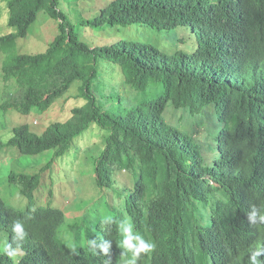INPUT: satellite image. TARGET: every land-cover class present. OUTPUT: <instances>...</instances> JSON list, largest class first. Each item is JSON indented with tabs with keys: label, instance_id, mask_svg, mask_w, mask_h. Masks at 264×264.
Masks as SVG:
<instances>
[{
	"label": "trees",
	"instance_id": "1",
	"mask_svg": "<svg viewBox=\"0 0 264 264\" xmlns=\"http://www.w3.org/2000/svg\"><path fill=\"white\" fill-rule=\"evenodd\" d=\"M58 1L5 3L13 31L0 35V77L14 80L15 91L0 110L44 113L74 82L72 98L84 104L41 134L21 124L0 139V151L15 148L19 156L52 152L38 172L9 175L27 208L13 210L0 197V264H208L222 221H236L252 206L264 214V0H97L94 19L82 26L136 27L126 38L97 37L100 43L91 46ZM40 12L58 31L45 51L20 53L17 40L27 37ZM179 31L181 37L168 39ZM159 35L170 41L166 48ZM187 117L203 125L184 130ZM92 127L102 133L94 185L115 191L122 203L105 204L99 218L87 212L80 226L68 224L49 202L34 207V192L41 172ZM121 172L131 187L115 186ZM211 194L220 198L212 202ZM17 222L22 236L14 231ZM125 226L135 243L139 237L155 248L122 262ZM67 229H77L75 249L60 237ZM230 256V264H251L238 249Z\"/></svg>",
	"mask_w": 264,
	"mask_h": 264
},
{
	"label": "rangeland",
	"instance_id": "2",
	"mask_svg": "<svg viewBox=\"0 0 264 264\" xmlns=\"http://www.w3.org/2000/svg\"><path fill=\"white\" fill-rule=\"evenodd\" d=\"M7 0H0V35L7 34L13 30L8 28L7 9L5 6ZM105 2H102V4ZM97 0H59L58 9L61 10L74 24L78 26L80 31V39L87 45H95L100 43L103 38H117L119 36L126 38L131 34V29L136 26L127 28L103 27L93 28L87 25L82 26V20H93L97 9ZM56 22L50 19L44 12L38 14L36 22L28 30V35L24 39L17 40V48L23 54H36L45 51L47 44L57 33ZM184 33L179 31V34L167 35L170 41L179 38ZM99 37L100 39H98ZM163 35L157 36V43L165 47L169 44V40ZM0 56V65L2 61ZM107 83V79H104ZM109 83V82H108ZM77 82L70 85V88L65 97L57 101L48 111L44 113L32 112L27 116H22L14 110H0V139L8 140L12 135V128L28 124L30 131L41 134L43 130L54 122H64L70 115V108L80 107L84 104L82 99H73L72 96L76 93ZM113 85V82H110ZM15 91V83H5L0 77V104L10 98ZM194 122L196 125H203L195 117L191 119L187 117L182 123V129H193ZM204 128V127H203ZM102 133L96 128L84 132L75 140V147L62 158L54 159L51 163L50 170L41 172L42 179L38 191L34 192V207H49L59 208L63 210L68 224H76L87 215L100 217L104 211V205L107 204L112 209H117L122 203V199L117 193L111 189L99 190L93 182V160L100 153V144ZM13 151H11V150ZM3 149L0 151V197L9 205L17 209H23L26 206V199L18 194L17 188L9 183V175L13 173H34L38 172L42 166L50 162L52 157L51 151H46L44 154L36 157L19 156L15 148ZM132 182L130 176L126 172H121L116 175V187L128 186L131 187ZM212 197H219L212 195ZM97 212V213H96ZM124 227V233L127 231V239L131 238V242L135 243V235L129 229ZM77 229H67L60 233V237L65 244L75 249L78 246L74 245V231ZM128 231L131 233H128ZM121 261L125 262L133 255L127 256L130 248L124 244L120 246ZM1 250V248H0Z\"/></svg>",
	"mask_w": 264,
	"mask_h": 264
},
{
	"label": "clouds",
	"instance_id": "3",
	"mask_svg": "<svg viewBox=\"0 0 264 264\" xmlns=\"http://www.w3.org/2000/svg\"><path fill=\"white\" fill-rule=\"evenodd\" d=\"M212 195L217 194L210 195L212 202L220 198L219 195V197H212ZM20 196L23 197V195ZM246 202L252 204V202ZM5 205L18 212H25L27 208V199L26 206L23 209L14 208L6 202ZM261 213L262 212L256 206H252L249 211L245 213L241 212L236 221H231L230 219L222 221V227L218 232V241L216 245L207 252V255L211 258V262H208V264H230L232 261L230 253L234 249H238L242 258L249 259L251 264H264V242L261 240L262 230L264 229V214ZM14 231L21 234V236L23 235V228L19 222L15 223ZM124 244L134 250V258L139 257L141 253H150L155 248L154 244H146L139 237H136L135 244L131 242V238L126 239ZM4 249L10 253L11 246L4 244ZM225 249H228L229 253L223 257H219V253L217 252H221ZM109 261L112 262V260ZM131 264H135V259Z\"/></svg>",
	"mask_w": 264,
	"mask_h": 264
}]
</instances>
